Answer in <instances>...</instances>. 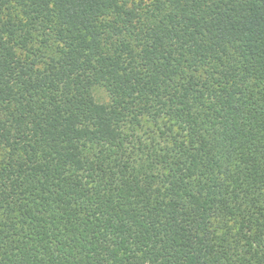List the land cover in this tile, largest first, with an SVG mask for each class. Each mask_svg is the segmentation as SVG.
Instances as JSON below:
<instances>
[{
	"label": "trees",
	"instance_id": "obj_1",
	"mask_svg": "<svg viewBox=\"0 0 264 264\" xmlns=\"http://www.w3.org/2000/svg\"><path fill=\"white\" fill-rule=\"evenodd\" d=\"M0 264H264V0H0Z\"/></svg>",
	"mask_w": 264,
	"mask_h": 264
},
{
	"label": "rangeland",
	"instance_id": "obj_2",
	"mask_svg": "<svg viewBox=\"0 0 264 264\" xmlns=\"http://www.w3.org/2000/svg\"><path fill=\"white\" fill-rule=\"evenodd\" d=\"M96 96L102 101H107L105 94L100 90L96 91Z\"/></svg>",
	"mask_w": 264,
	"mask_h": 264
}]
</instances>
